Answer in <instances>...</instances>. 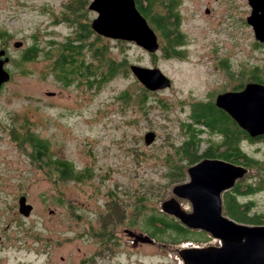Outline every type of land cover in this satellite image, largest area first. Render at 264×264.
<instances>
[{"label":"rangeland","instance_id":"1","mask_svg":"<svg viewBox=\"0 0 264 264\" xmlns=\"http://www.w3.org/2000/svg\"><path fill=\"white\" fill-rule=\"evenodd\" d=\"M68 2L0 0V51L5 52L1 59H11L4 65L11 78L0 89V264H183L180 249L219 246L209 235L206 242L179 244L152 239L148 234L152 228L142 229L141 219L152 211L173 218L161 210V204L172 198L191 213L189 202L172 193L175 186L189 182L190 166L175 182L166 175L170 166L166 159L181 140L180 124L192 104H214L218 94L251 82L247 78L254 67L264 72V44L255 40L246 23L247 1L175 0L184 36V44L177 48L181 57L165 56L161 31L156 33L159 48L154 54L102 37L109 57L128 69L94 92L75 83L64 86L42 57L48 40L64 41L75 32L59 21ZM96 17L87 6L84 19L89 25ZM17 42L23 45L15 48ZM32 45L40 48V56L21 61L22 51ZM130 65L160 70L170 87L146 90ZM124 92L129 96L126 101L120 99ZM148 132L155 133V141L146 146ZM25 133L45 140L51 156L84 172L83 178L60 180L49 167L38 165L22 140ZM203 138L209 145L222 139L208 132ZM238 144L260 166L248 169L241 184L253 187L264 182V140ZM170 161L177 164L173 157ZM142 193L149 197L143 205L134 200ZM23 196L32 206L28 216L18 212ZM114 197L119 199L115 207ZM239 199L255 204L251 214L264 215V193ZM137 208L145 211L136 216ZM222 215L228 217L223 204ZM131 221L134 227H129ZM103 225L111 234L107 248L99 238ZM127 231L154 242L135 241Z\"/></svg>","mask_w":264,"mask_h":264},{"label":"trees","instance_id":"2","mask_svg":"<svg viewBox=\"0 0 264 264\" xmlns=\"http://www.w3.org/2000/svg\"><path fill=\"white\" fill-rule=\"evenodd\" d=\"M159 1L162 2V0H134L136 9L146 19L154 32L158 35V31H161L160 37L163 39L165 56L169 58L182 56V52L177 48L184 44V36L179 32L180 22L178 15L174 11L175 0H164L163 9L161 11L159 9L157 12L156 7H158ZM87 3L88 0H69L67 4L65 3L62 19L59 21L67 22L70 28L75 29V32L71 36L66 37L64 41L55 42L54 40H48V47L42 48L41 53L43 54L42 57L50 62L51 70L64 86L67 87L71 83H75L78 87L91 89L94 92V90L106 85L120 73H126L128 68L124 67L123 62L109 57V51L102 36L93 32L89 25V20L84 19L86 8L89 6ZM58 22L54 21V24ZM87 52L89 53L88 57H86ZM38 56H40V48L32 45L22 51L21 61H32ZM87 58L90 59L89 62L85 60ZM10 61L11 59H9ZM68 67L71 68L70 71L66 70ZM247 81L264 85V72L254 67ZM242 88L243 84H240L235 87V90ZM128 97L127 93L124 92L121 94L120 99L126 101ZM161 105L163 106L164 104ZM180 127L182 130L181 140L174 146L172 156L168 155L169 158L166 159L170 164L166 175L171 180L179 181L182 179L186 165L191 167L204 159H220L231 161L232 164L246 169H251V166L254 168L259 167L260 169V166L251 162V158L238 147L239 139L242 137L248 138L247 134L240 130L237 124L225 112L218 109L215 104H192L191 111L186 115L184 121L181 122ZM206 132L219 134L224 138V146L226 147L227 144L228 149L220 152L221 143L209 145L207 140L203 138ZM25 135L22 140L30 147V155L38 165L49 167L60 180L76 181L83 178L84 172L77 171L67 161L51 156L49 146L45 140L27 133ZM172 157L176 159L177 164H171L170 159ZM230 158H233L234 161ZM180 162L183 164H178ZM240 181L223 194L226 215L240 224L248 226L264 225L263 214H251L255 204L248 199L244 202L239 199L240 197H248L254 192V187L251 186V183L242 185ZM120 191L121 189H119V194ZM109 193L111 194L112 192ZM113 194L117 197V194ZM143 195H146V193H142L141 197H135L134 200L139 201L143 205V201L149 199V197ZM116 197L113 199V207H115V202L119 200ZM133 211L137 216L145 210L137 208ZM108 219L109 217L106 218V221ZM142 219L141 226L144 227L141 228L146 230V227L150 226L152 229H148V234L152 239L157 237L167 243L170 242V244L193 241L206 242L208 240L206 233L201 231L193 232L161 212L155 213L152 211L150 215ZM125 220L127 222L130 221L129 219ZM134 223L135 221H131L130 225L128 223L129 227H134L132 226ZM104 228L105 225H103L99 233V238H102V242H105L103 247L107 248L111 234L108 229L104 230ZM164 235L169 236L164 238L162 237Z\"/></svg>","mask_w":264,"mask_h":264},{"label":"water","instance_id":"3","mask_svg":"<svg viewBox=\"0 0 264 264\" xmlns=\"http://www.w3.org/2000/svg\"><path fill=\"white\" fill-rule=\"evenodd\" d=\"M251 9L246 23L252 28L255 40L264 44V0H246ZM88 9L97 14L91 22L96 34L111 40L133 43L149 54H154L159 44L154 30L138 12L134 0H92ZM206 13H208L206 11ZM23 44L17 42L15 48ZM0 89L10 80L4 65L9 58L1 59ZM129 70L148 91L168 89V80L160 70L131 65ZM215 106L225 112L251 138L264 136V85L247 83L241 91L217 95ZM155 141V134L144 135V144ZM189 182L172 189L176 198L186 200L191 213L183 211L175 199L161 204V210L177 219L189 230L201 231L219 241V246L186 247L178 251L183 264H264V225L248 226L239 224L222 215L224 192L232 189L238 180L249 172L248 169L220 159H204L186 170ZM32 206L26 197L18 201V212L28 216ZM135 241L153 243L143 235H135Z\"/></svg>","mask_w":264,"mask_h":264},{"label":"flooded vegetation","instance_id":"4","mask_svg":"<svg viewBox=\"0 0 264 264\" xmlns=\"http://www.w3.org/2000/svg\"><path fill=\"white\" fill-rule=\"evenodd\" d=\"M250 12H251V9H250ZM249 15H250V13H249ZM251 28V27H250ZM248 83H255V82H248ZM247 84V83H246ZM246 84H244V86L246 85ZM260 84V83H259ZM244 86H243V88H244ZM242 88V89H243ZM242 89H240V90H236V91H228V92H238V91H241ZM225 93V92H224ZM222 94V93H221ZM219 95V94H218ZM215 102V101H214ZM234 122V121H233ZM238 126V125H237ZM238 128L240 129V130H242L239 126H238ZM243 131V130H242ZM243 132H245V131H243ZM246 133V132H245ZM247 134V133H246ZM246 136H248V138H240L239 139V141H245V142H249V143H255V142H260L261 140H264V136H261V137H256V138H251L248 134L246 135ZM239 145V144H238ZM239 147V146H238ZM228 149V147H227V144H226V147L224 146V138H222L221 139V145H220V147H219V151L220 152H223V151H225V150H227ZM241 150V149H240ZM242 151V150H241ZM248 156V155H247ZM249 157V156H248ZM232 161H234V159L233 158H230ZM227 162H229V163H231V161H227ZM251 162H253V163H256V164H259L258 162H256L255 160H253L252 158H251ZM251 168L253 169V167L251 166ZM255 169V168H254ZM249 171V170H248ZM239 181V180H238ZM237 181V182H238ZM236 182V183H237ZM235 183V184H236ZM253 187H254V192L253 193H255L256 194V191H258V192H261V193H264V182H261V181H258V182H255L254 184H253ZM258 189V190H257ZM256 190V191H255ZM252 193V194H253ZM251 194V195H252ZM222 204L224 205V201H223V199H222Z\"/></svg>","mask_w":264,"mask_h":264},{"label":"bare ground","instance_id":"5","mask_svg":"<svg viewBox=\"0 0 264 264\" xmlns=\"http://www.w3.org/2000/svg\"><path fill=\"white\" fill-rule=\"evenodd\" d=\"M28 204V203H27Z\"/></svg>","mask_w":264,"mask_h":264}]
</instances>
